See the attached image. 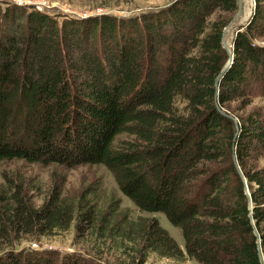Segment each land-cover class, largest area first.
<instances>
[{
    "label": "trees",
    "instance_id": "1",
    "mask_svg": "<svg viewBox=\"0 0 264 264\" xmlns=\"http://www.w3.org/2000/svg\"><path fill=\"white\" fill-rule=\"evenodd\" d=\"M237 3L173 0L136 17L85 18L0 4V161L102 165L140 211L178 228L184 247L157 219H132L118 199L102 200L96 185L71 197L55 185L34 206L22 184L6 180L0 264H102L100 245L129 264L149 253L264 264V113L238 117L230 108L254 93L264 99V42L254 43L264 38V0L235 33L232 61L215 83L228 60L222 32ZM73 223L77 236L98 245L85 255L11 248Z\"/></svg>",
    "mask_w": 264,
    "mask_h": 264
},
{
    "label": "rangeland",
    "instance_id": "2",
    "mask_svg": "<svg viewBox=\"0 0 264 264\" xmlns=\"http://www.w3.org/2000/svg\"><path fill=\"white\" fill-rule=\"evenodd\" d=\"M173 0H0L1 7L6 5H17L31 10H39L47 14L63 16L70 18H85L103 13L116 14L120 16L137 15L157 10L167 6ZM245 1V0H244ZM243 0L240 6L232 14L228 24L234 19L239 9L241 15L244 8ZM252 2L251 16L255 8V0ZM238 2V1H237ZM238 4V3H237ZM245 13V12H244ZM250 15V14H249ZM60 19L59 17L57 18ZM241 22V19H239ZM248 23V22H247ZM227 24V25H228ZM227 27V26H226ZM243 29V28H242ZM235 30L226 31V38L230 44L228 49L232 51V39L235 36ZM230 34V37H229ZM264 38L254 39V43L262 44ZM233 54V53H232ZM247 100L244 107L240 101L232 102L230 108L232 116H243L244 114L257 110L264 113V99L257 93L252 94ZM236 119V118H235ZM121 136L119 139H123ZM22 184L26 189L27 197L34 206H39L42 199L50 192L53 186H58L64 196H75L90 185H96L98 194L102 200L108 197L118 199L122 210H126L129 217L136 219L137 217H153L157 219L159 225L163 227L175 239L179 247L182 249L183 240L180 230L173 225L161 213H149L140 211L127 197H125L118 189L112 174L102 165H77L74 167H66L58 164L40 165L38 163H26L21 160L0 161V185H4L5 181ZM40 190H32V189ZM74 223L70 230L61 235L50 238H31L24 237L16 241L11 248L15 251H26L29 249L55 250L57 253L73 252L85 255L93 246V240L89 236H77L75 234ZM107 245V244H106ZM102 251V264H129L125 258L115 250L112 245L98 246ZM48 248V249H47ZM52 248V249H51ZM143 264H198L192 259H184L176 261L159 257L155 253H149Z\"/></svg>",
    "mask_w": 264,
    "mask_h": 264
},
{
    "label": "water",
    "instance_id": "3",
    "mask_svg": "<svg viewBox=\"0 0 264 264\" xmlns=\"http://www.w3.org/2000/svg\"><path fill=\"white\" fill-rule=\"evenodd\" d=\"M237 1H238V6H239V5H240V0H237ZM251 11H252V9H251ZM250 16H251V13H250ZM250 16H249V17H250ZM249 17H248V18H249ZM239 19H240V10L238 11L237 16H236L234 19L231 20V22L227 25V27H225V28L223 29V32H222V46L224 47V49H225V51H226V53H227V55H228V60H227V62L223 65V67H222V69L220 70V72L218 73V75H217V77H216V80H215V83H216V84L219 82V80L221 79V77L223 76V74L225 73V71L228 69V67H229V65H230V63H231V61H232V58H233L232 51H231V50H230V51L227 50V49H226V46H225V40H224V37H225L226 30H227L229 27H232L233 30L236 29V31H235V33H236L237 31H241L242 28H243V27L247 24V22H248V19H247L246 22L241 23ZM219 111H220V113H222L223 115H226L222 110H219ZM227 116H228L230 119H232V120L235 122L236 126H237V122H236L237 120H236L234 117L230 116V115H227ZM233 160H234V163H235V167H236V169H237V171H238V174H239V176L241 177V179H242V181H243L244 191H245V194L247 195V198H248L249 217H250V220H251L252 227H253V229H254V222H253V220H252V214H251V212H252V205H251V200H250V194H249L248 189H247V184H246V181H245L244 177L242 176V173H241L240 169L238 168V165H237V163H236V159H235L234 154H233ZM254 234H255V236H256L257 249L260 250V244H259V243H260V240H259V236H258V234L256 233L255 230H254Z\"/></svg>",
    "mask_w": 264,
    "mask_h": 264
},
{
    "label": "bare ground",
    "instance_id": "4",
    "mask_svg": "<svg viewBox=\"0 0 264 264\" xmlns=\"http://www.w3.org/2000/svg\"><path fill=\"white\" fill-rule=\"evenodd\" d=\"M244 1V0H243ZM240 3H241V0H240ZM245 5H244V8L246 9L245 11L242 12V14L244 15H241V8L239 9L240 10V19H241V23H244L246 22V20L248 19V17L250 16V11H251V7H252V2L251 1H248V0H245L244 1ZM240 6V5H239ZM245 12V13H244ZM226 31L230 32L232 31V27H229ZM229 37H230V34H229ZM224 40H225V46H226V49H228V46L230 44L228 38H226V33H225V37H224ZM230 51V50H229Z\"/></svg>",
    "mask_w": 264,
    "mask_h": 264
},
{
    "label": "built area",
    "instance_id": "5",
    "mask_svg": "<svg viewBox=\"0 0 264 264\" xmlns=\"http://www.w3.org/2000/svg\"><path fill=\"white\" fill-rule=\"evenodd\" d=\"M43 249H45V248H40L39 250H43ZM48 249V248H47ZM52 249V248H51ZM48 250H50V249H48Z\"/></svg>",
    "mask_w": 264,
    "mask_h": 264
}]
</instances>
